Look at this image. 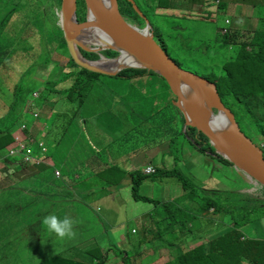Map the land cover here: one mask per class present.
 Returning <instances> with one entry per match:
<instances>
[{
  "label": "rangeland",
  "instance_id": "374dc122",
  "mask_svg": "<svg viewBox=\"0 0 264 264\" xmlns=\"http://www.w3.org/2000/svg\"><path fill=\"white\" fill-rule=\"evenodd\" d=\"M227 1L234 4L235 11L218 8L216 0H170V8L182 7L184 10L188 7H197L200 3H203L201 6L203 9L206 6L204 3H207L205 15L193 16L194 11L190 9L188 14L177 15L175 10H172L173 14H159L157 11L161 6L160 2L134 0L138 8L147 15L146 18L136 19V23L138 27L140 25L143 28L146 26V20L149 21L155 29V41L160 46L164 41L169 46V54L179 60L183 69L209 78L212 74L207 53L213 54L209 58L218 63L226 59L228 48L219 36L222 29L230 27L232 30L238 29L240 40L245 38L243 41H246L252 37V30L264 27L262 19L264 0ZM7 5H4L5 9L12 10L11 6ZM60 6L59 1L48 0L45 11L51 24L48 23L43 29L39 25L33 27V0H24L23 4L17 6L26 11L31 20V24L25 27L29 30L30 38L21 45L22 49L14 48L12 59L0 67V128L13 126L16 123L25 125L23 133L15 136H20L24 144L30 143V139L35 142L41 137L38 142H43L45 148V154H38V147L34 148V154L41 157L40 161L25 162L21 154H18L16 156H19L20 160L9 167L0 164V189L14 186L33 175V185H31L35 192L33 203H39L43 193L47 194L43 203L33 207V224L19 229L15 218L10 217L4 220L3 230L0 227V264H33L50 256L54 264H99V262L100 264H152L159 256H154L151 252L140 256L138 251L142 253L149 251L148 247L151 243H160L162 240L153 239L152 235L143 240L140 233L133 234L137 230V222L134 220L137 216L149 213L151 208L157 209L158 212L174 213L172 206L169 212L160 207L169 198L176 199L181 196L180 182L175 178L154 180L150 177L142 183L139 191L142 198L146 196L156 202L151 204L152 202L144 203L135 200L131 190L133 185L131 186V183L128 185L126 179L121 184L127 188L117 186V191H111L112 189L107 185H100L102 178L91 180L89 184H78L73 176L70 177L73 171H80L84 175L89 174L95 171L97 164L101 167V171L108 170L102 163L106 155V163L115 162L119 168L118 171L129 172L132 164H138L134 173L142 172V164L152 161L157 154L153 163L159 167L165 165L169 170L182 173L189 182L191 188L189 191L196 194L203 193L202 189L205 188L212 190L220 187L224 192H234L230 197L233 203L234 194V197L239 198L236 193L253 194L261 191L262 186L239 170L236 165L223 163L220 154L207 142H204L205 145L202 148L195 145L196 143L189 137L180 134L181 124L177 120L172 121L171 126V122L161 119L163 115L159 111L163 109L165 102L174 96V92L165 84L167 81H164L162 79L164 77L160 74L155 73L156 75H152L151 78L145 75L133 77L130 73L126 74V77L101 74L96 76L97 83L93 80L84 87L83 105L80 111L77 109L73 115L70 112L74 109L73 106L77 107V98L74 96H72L73 106L65 103L66 98H63L53 107V111H50L52 99L47 97L49 102L41 108L45 100L40 97L45 93L47 82H56L58 89L69 88L74 83L71 77L75 74L70 71L71 62L66 54L50 48L48 52L52 62L48 63V60H45L40 63L46 59L47 53L41 47V38L38 33L44 30L46 34L53 36L58 33V28L62 30ZM132 16L134 18V15ZM227 19L230 24L226 23ZM232 21L233 24L238 22V25L233 27ZM128 23L136 26L132 22ZM19 27L18 24H14L2 30L7 33L13 28L14 31L19 32L22 28ZM180 28L183 30L181 31ZM2 43L4 46L7 42L2 40ZM15 44L16 42L9 41V46L14 47ZM3 46L2 49H4ZM173 46L178 47L174 50ZM180 48L182 50H178ZM55 65L59 68L56 69ZM34 66L37 68L33 69ZM76 68L75 66L74 71L77 75ZM86 75L88 74H84L85 79L88 78ZM20 79H23L27 86H31V89L34 88L35 92L33 97L28 98L22 111L26 113L25 117L16 122V116L23 104L19 103L15 108L17 114L12 112L16 96L11 91H14L17 85V88H24L19 84ZM173 105L176 106L174 103ZM40 110L43 112L42 117L39 115ZM178 110L182 113L179 108ZM175 111L176 109L169 108L171 115ZM163 112L171 116L167 110ZM36 115L39 116L36 117ZM50 121L52 124L49 123ZM166 125L169 129H163ZM191 130L195 135L198 134ZM255 142L257 147H264V140L261 137H256ZM111 158L114 160L112 161ZM91 163L95 165L90 166ZM153 170L156 174L158 168ZM69 171L72 172L68 176L65 173ZM147 175L150 176V174ZM52 185L66 191L63 198L65 211L60 213L61 217L69 215L74 219L76 236L74 239L60 241L54 235H49L46 244L33 245L35 236L38 234V231L34 229V223L39 221L59 199V195H56L57 190H53L55 193H48ZM83 185H85L84 188ZM120 188L122 189L119 190ZM204 196L207 195L204 194ZM252 204L260 205L255 202ZM52 213L59 215L56 210H52ZM204 216L214 217L222 224L217 226L218 222L211 224L197 219L187 223V228H180L178 221L176 231L178 228L183 231V234H189L188 239L184 242V240H172L170 237H165V240L174 244L166 242L165 245L171 247L160 249V253L164 254L160 256H165L166 259L175 257L183 250L180 245H187L191 239L193 242L198 241V244L203 242L202 239L210 242L228 231L233 224L230 216L225 214L219 216L211 213L202 215L197 213L194 217L203 218ZM256 219L258 217L255 213L249 214L250 226L242 225V229L248 236L258 234L264 239V218L263 222L261 221L262 227ZM254 223L257 225H253ZM188 227L192 228L194 233H189ZM30 232L33 233V239L29 235ZM139 245H141L140 250ZM171 248L175 250L172 251ZM41 249L44 251L40 252Z\"/></svg>",
  "mask_w": 264,
  "mask_h": 264
},
{
  "label": "trees",
  "instance_id": "16d2710c",
  "mask_svg": "<svg viewBox=\"0 0 264 264\" xmlns=\"http://www.w3.org/2000/svg\"><path fill=\"white\" fill-rule=\"evenodd\" d=\"M23 1L24 0H0V67H3L8 60L10 61L12 59L11 55L14 51V48L22 49L23 47H21V45H23L26 40L30 38L29 30H27L25 27L31 24V20L28 18L26 11L17 8L18 5L23 4ZM57 1L62 4V0ZM116 1L120 13L125 18V20L127 22H132L137 26L136 19H139L142 16L134 9L133 4L128 0ZM227 3L228 1L226 0H217V7L224 10L226 9ZM38 4L41 5L38 6ZM47 4L48 0H33V27L35 25H39L43 29L48 23L51 24L50 18L49 16H47L45 11V7L47 6ZM4 5L11 6L12 10H6ZM141 13L145 17H147V15L143 13V11H141ZM86 14V1L77 0V18L80 23L86 21ZM131 14L134 15V18ZM262 19L264 20V15ZM14 24H18L20 27H22H19V32L14 31L13 28H11V30L7 33L3 32L2 28ZM138 28L142 30L145 28V26L141 28L139 25ZM230 28H227V31L225 33H223L224 29H222L219 33L221 41L224 42L228 48L226 59L218 63V61H214L212 58H209L213 54H211L210 52L207 53V61L210 64V72L212 75H210L211 77L206 79L216 84L217 91L221 97L222 102L235 115L236 121L241 131L254 143L256 141V137H261L264 140V27L263 29L252 30V37L246 41H243L245 40V38H242V40H240V31L238 29L234 28V30H232ZM153 30L155 34V29L153 28ZM57 31L58 33L53 36L46 34L44 30L41 33H38L41 38V47L44 52L47 53L46 59H44L40 63H43L45 60H48V63L52 62L50 60L48 52L50 48L53 51L56 50L59 51V53L66 54L71 62V65L69 66L70 71L75 74L71 77L74 83L69 88L58 89L55 84L56 82H47L45 93H43L40 97L45 100L41 108L44 107L46 102H49L47 97H51L52 99V102L50 104V111H53V107L63 98H66L65 103H69L73 106L74 102L72 101V96H74L77 98V107L73 106L74 109L70 112V114L73 115L77 111V109L78 111H80L81 106L83 105V93L85 90L84 87L87 86L88 83H92L93 80L94 83H97L96 76L101 74L90 72L77 66L68 52L63 31L59 28L57 29ZM33 34H35V31H33ZM2 40H5V42H7L4 43V46ZM10 40L16 42L14 47L9 46ZM53 41L55 43V47L52 48L54 44ZM2 46L4 47V49H2ZM161 47L165 52L169 54V46L164 41H162ZM177 47L178 46H173L172 49L175 50V48ZM178 50H182V48ZM82 54L86 58L91 60L99 59V56L97 54L91 52L82 50ZM103 55L108 58H115L117 57L118 53L113 51H105L103 52ZM169 56L180 67L184 68L180 64L179 60L173 58L171 54H169ZM75 66L77 67L75 70L78 71L77 75L74 71ZM36 68V66L33 67V69ZM55 68L58 69L59 66L55 65ZM83 72L84 74H88L86 75L88 77L87 79H85ZM128 73H130V76L133 77L145 75L146 77L151 78L152 75H156L153 71L142 69H126L121 71L117 76L126 77L125 75ZM162 79L165 81L164 78ZM19 84L23 85L24 88H17V85L15 87V90L11 91L13 95L16 96V102L15 104H13L14 107H12V112L15 113V108L19 103L23 104L22 109L16 116V122H19V119H23L25 117L26 113L22 111L27 104L28 98L33 97V94L35 92V89H31V86H27L24 83L23 79H20ZM165 84L169 86L168 82H165ZM176 100L177 98L174 94L171 99L165 102V106L162 110L159 111L163 115L161 119L167 121L168 123L171 122V126L172 121L177 120L181 124L180 134L189 137L193 142L196 143L195 145H198L199 147L203 148V145H205L204 142H207L209 146L212 147L206 136L202 133L197 132L195 128L190 127L196 133H198L197 135H195V133L190 128L184 129L185 118L183 114L178 110V108L173 105ZM170 107L176 109L173 115L169 113ZM165 110H167L171 116H167L163 112ZM54 113L56 114V112ZM39 115L41 117L43 116V112L41 110L39 111ZM39 115H36V117ZM56 115L59 116V114ZM84 122H87V120H84ZM49 123L52 124V121H50ZM20 126L21 125H18L16 123L13 126L0 128V164H4L9 167L11 164L20 160L19 156H6L7 151L13 145L14 135L16 132H19L18 129L20 128ZM163 129L169 128L166 125L163 127ZM188 129H190V131H188ZM36 146L38 147V151L42 152L39 145L33 143V149ZM261 149L264 154V147ZM33 155L38 156V154ZM220 158L223 163H231L221 156ZM105 159L106 155L103 157L104 162H102L104 164V167L106 166V164H109L106 163ZM94 165L95 163L90 164V166ZM96 167L97 168L95 169V171H92L89 174L84 175L80 171H73L75 170L73 169V172L69 171L67 172V175L69 176L70 172H72L70 177L73 176V179H75L78 184H89L91 180L102 178L103 180L101 181L100 185H107L112 189L111 191H117V186L127 188L123 184H121V182L126 179L128 181V185L130 183L131 186L133 185L131 190H133V194L135 196L134 199L144 203L152 202L151 204H155L156 202L146 196L142 198V194L139 191L142 183L150 179V177H153L154 180H160L163 178L177 179V181H179L182 186L181 196L176 199L174 197L169 198L168 200H166V202H163V205H161L160 207L167 210L168 212L170 206L173 207L174 213L165 212V218L166 220L170 219V222L168 224L174 230H176L178 221L180 228H187V223L195 221L197 219L201 220L202 222L211 224L218 222L216 223L217 226H220L222 224L221 221L216 220L214 217H194L197 213H201V215L211 213L212 215L222 216V214H225L228 215V217L230 216L229 218H231L233 224L228 229V231H226L222 235H218L210 242H206L205 239H202V243L196 244L193 242V239L189 240V248L185 251L183 250L184 252L180 253L176 258H170L165 264H264V239L259 237L258 234L248 236L246 235L244 229H242V225L243 227L248 226V224L250 226L251 221H248V219L249 214L251 213H255L256 217H258V219H256V222H260L259 225L261 227L263 226L262 220L264 218V187H262L261 191L253 194L241 195L239 193H236V195H239V198L234 197V194V202L232 203L230 201V197L231 193L234 192L202 189L203 193L196 194L195 192L189 191V189H191L189 187V182L188 180H186L183 174L178 172L177 170H169L165 165L158 168L156 174H151L150 176L145 175L142 172L126 173L124 170L118 171L117 168H114L112 166L107 167L108 170L105 171H101V167L99 166ZM32 178L33 175L21 180V182L17 183L14 186L0 189V227L2 228V230L4 220L10 217L16 219L17 228L19 229L21 227L24 229L26 225L33 224V207H37V204L43 203L46 199L47 194L43 193V196L39 200V203H33L35 192L33 190V186H31L33 185ZM82 187L84 188L85 185H83ZM50 188L51 190L48 193H55V191L57 190L56 195H59V199L39 221L34 223V229L38 231V234L35 236L33 245L42 243V234L44 233V229L42 227L43 218L52 213V210H56L59 216H61V211H65V209L63 208V198L66 191L54 185L50 186ZM122 188H120L119 190H121ZM53 190L55 191L53 192ZM78 192L82 194V192L77 191V193ZM204 194L209 197L204 196ZM107 196H110L109 192L107 193ZM216 197L219 198L216 199ZM181 202H183V205H181ZM252 202L258 203L260 205L255 206L252 204ZM174 206L177 208L175 209ZM187 206L189 207L187 209H184V207ZM178 214L180 216H177ZM176 218L177 221L175 222ZM253 225L257 224L254 223ZM174 226L176 227L174 228ZM179 231L181 233H179ZM182 234L183 231L177 228V234L171 233L170 238L172 240L179 241L185 240L184 235ZM187 239L188 238H186V240ZM45 240H48V236H45ZM156 247L157 246H155L154 249H156ZM41 251L43 252L44 249H41L40 252ZM138 254L142 256V253L139 251ZM50 258L51 256L44 257L41 260V263L54 264L53 259ZM121 261L123 263V258L121 259ZM100 263L101 262H99V264Z\"/></svg>",
  "mask_w": 264,
  "mask_h": 264
},
{
  "label": "water",
  "instance_id": "95a60500",
  "mask_svg": "<svg viewBox=\"0 0 264 264\" xmlns=\"http://www.w3.org/2000/svg\"><path fill=\"white\" fill-rule=\"evenodd\" d=\"M86 21L77 18V0H62L61 28L74 63L90 72L116 76L126 69L160 74L168 82L185 118L184 129L195 128L206 136L221 157L264 187V154L240 129L235 115L221 100L214 82L180 67L155 41L152 25L144 29L129 24L116 0H85ZM146 18L134 0H128ZM81 50L97 54L86 58ZM117 52L115 58L103 55ZM107 63V65H106ZM182 85L186 86L182 89ZM218 154V155H219Z\"/></svg>",
  "mask_w": 264,
  "mask_h": 264
},
{
  "label": "crops",
  "instance_id": "0c3cea01",
  "mask_svg": "<svg viewBox=\"0 0 264 264\" xmlns=\"http://www.w3.org/2000/svg\"><path fill=\"white\" fill-rule=\"evenodd\" d=\"M156 1L160 2V5H161V7L157 11L159 14H171L172 13V10H175V12H176L177 15L180 14V13H182V14H188L189 9L194 11L193 16L205 15L207 13V8H206L207 7V3H204L206 6L203 9H201V6H202L203 3H200V4L197 5V7H195V6H193L191 8L188 7L186 10H184L182 7L179 8V9L178 8L177 9L170 8V0H160V1L159 0H156ZM216 2H217V0H216ZM233 5L234 4L227 3L226 10L235 11V6H233ZM232 25H233V27H236L238 25V22L236 24L235 23L233 24V21H232ZM180 30L182 31L183 29L180 28ZM29 146L31 148H33V143L29 144ZM163 154H166V153H163ZM6 156H8V152H7ZM156 156H157V154L155 155V158L152 161H147V162H145V163L142 164V173L145 170V168L148 167V166H152L154 168H160L158 165H156V164L153 163V161L156 159ZM8 157H10V156H8ZM170 157L172 158V155L171 154H170ZM40 160H41V157L36 156V158L33 161H36L37 162V161H40ZM111 160L113 161L114 159L111 158ZM169 163L171 164L170 161H169ZM98 165L99 164H97L96 166H98ZM109 166H113L114 168L119 169L118 166H116L115 162H111L109 164H106L105 167H109ZM137 168H138V164H132L131 167H130L129 173H133L134 170L137 169ZM126 173H128V172L126 171ZM65 174H67V172ZM143 174L147 175L146 173H143ZM204 190H210V189L205 188ZM212 190L223 191L220 187H216V188H214ZM255 193H257V192H255ZM126 204H128V203H126ZM103 217H105V216L103 215ZM108 219H109V217H108ZM134 221L137 222V225H136L137 230L133 234L140 233V237L143 240L145 239V237H147V236L149 237L150 235L153 236V239H157L158 238V239H161L162 240L160 243H151L150 244V247H148V250L149 251H146L144 253L141 252V253L142 254H147V253L151 252L154 256L155 255L159 256L155 261H153V263L151 261L152 264H165L170 258L169 259H166L165 256H160V254H162V253H160L161 252L160 249H163V248H166V247H171L169 245H165L166 242H168L170 244H174V243H172L170 241H167L164 238L165 237H170V234L171 233L177 234V231L174 230L171 226H169L168 223L170 222V219L166 220V218H165V212H158L157 209L151 208L149 210V213L143 214V215H140V216H137ZM176 221H177V218H176L175 222ZM191 222H189V223H191ZM175 227L176 226H174V228ZM246 227H248V226H246ZM188 230H189V233H191V232L194 233V230H192V228H189L188 227ZM121 231H122L121 233L123 234L122 228H121ZM29 235L33 239V233L30 232ZM182 235H185L184 236V238H185L184 242H185L186 241V238H187V235L189 236V234H182ZM194 243L198 244V241H195ZM154 245L157 246L156 249H154L155 248ZM140 246L141 245H139V247H138L139 250H140ZM189 246H190L189 243L187 245H185V246H181L180 245V247L184 251L187 250L189 248ZM171 250L174 251L175 248H171ZM183 250L181 251V253L184 252ZM162 255H164V254H162ZM178 255H176L173 258H176ZM33 264H43V263H41V262L36 263L35 262Z\"/></svg>",
  "mask_w": 264,
  "mask_h": 264
},
{
  "label": "clouds",
  "instance_id": "9594fccd",
  "mask_svg": "<svg viewBox=\"0 0 264 264\" xmlns=\"http://www.w3.org/2000/svg\"><path fill=\"white\" fill-rule=\"evenodd\" d=\"M181 87L183 89L186 86L182 85ZM25 128H26L25 125L21 126L18 129L19 132H16L15 135H18V133H23ZM15 135H14V138H15ZM38 140L35 141L34 143L38 144ZM29 144H31V143H29ZM14 146H15V144L7 151L8 156H10V157H12V156L9 155V152ZM41 150H42V148H41ZM39 153L45 154V151H43V150H42V152L38 151V154ZM33 154H34V149H33ZM35 158H36V156L34 155V159ZM42 227L44 229V233L42 234V237H43L42 243H45V244L47 243L45 240V236L54 235L60 241L74 239L76 236L75 221L69 215H64L63 217H61V216L57 215L56 213H50L49 215H47L43 218ZM55 251L57 253L56 248H55Z\"/></svg>",
  "mask_w": 264,
  "mask_h": 264
},
{
  "label": "built area",
  "instance_id": "2783aa9c",
  "mask_svg": "<svg viewBox=\"0 0 264 264\" xmlns=\"http://www.w3.org/2000/svg\"><path fill=\"white\" fill-rule=\"evenodd\" d=\"M226 23L229 24L230 21L227 19ZM227 30L224 29L223 33H225ZM30 143H34L33 139H30ZM38 145L40 148H42L43 151H45L44 148V143L43 142H38ZM18 154H21L22 156V160L23 161H29V163H31V161L34 159V155H33V148H31L29 146V143L24 144L21 139L20 136H15V146L10 150L9 155L11 156H16ZM154 167L149 166L145 169L147 174H154Z\"/></svg>",
  "mask_w": 264,
  "mask_h": 264
},
{
  "label": "flooded vegetation",
  "instance_id": "af4514ba",
  "mask_svg": "<svg viewBox=\"0 0 264 264\" xmlns=\"http://www.w3.org/2000/svg\"><path fill=\"white\" fill-rule=\"evenodd\" d=\"M81 53H82V50H81Z\"/></svg>",
  "mask_w": 264,
  "mask_h": 264
},
{
  "label": "bare ground",
  "instance_id": "6f19581e",
  "mask_svg": "<svg viewBox=\"0 0 264 264\" xmlns=\"http://www.w3.org/2000/svg\"><path fill=\"white\" fill-rule=\"evenodd\" d=\"M106 65H107V63H106Z\"/></svg>",
  "mask_w": 264,
  "mask_h": 264
}]
</instances>
